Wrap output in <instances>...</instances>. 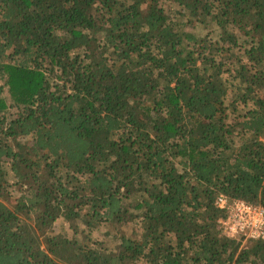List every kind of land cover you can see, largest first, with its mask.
Returning <instances> with one entry per match:
<instances>
[{
	"label": "trees",
	"instance_id": "trees-1",
	"mask_svg": "<svg viewBox=\"0 0 264 264\" xmlns=\"http://www.w3.org/2000/svg\"><path fill=\"white\" fill-rule=\"evenodd\" d=\"M170 1L0 0V264H264V0Z\"/></svg>",
	"mask_w": 264,
	"mask_h": 264
},
{
	"label": "built area",
	"instance_id": "built-area-1",
	"mask_svg": "<svg viewBox=\"0 0 264 264\" xmlns=\"http://www.w3.org/2000/svg\"><path fill=\"white\" fill-rule=\"evenodd\" d=\"M217 204L228 210L223 221L227 234L236 236L243 234L251 238H264V208L244 200L229 202L225 195H220Z\"/></svg>",
	"mask_w": 264,
	"mask_h": 264
},
{
	"label": "rangeland",
	"instance_id": "rangeland-1",
	"mask_svg": "<svg viewBox=\"0 0 264 264\" xmlns=\"http://www.w3.org/2000/svg\"><path fill=\"white\" fill-rule=\"evenodd\" d=\"M167 5H169V6H171V7H173V9H175L176 8V6L175 5H172V3H171V1L170 0H163ZM58 225H59V227L61 228V226H64V228L65 229H69V224L68 223H66L65 221H63V220H59L58 221ZM129 229V228H128ZM95 234V236H98V233H96V232H94Z\"/></svg>",
	"mask_w": 264,
	"mask_h": 264
}]
</instances>
